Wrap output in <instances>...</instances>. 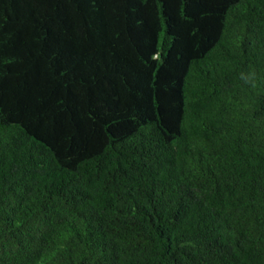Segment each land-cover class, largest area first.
I'll list each match as a JSON object with an SVG mask.
<instances>
[{"label": "trees", "instance_id": "1", "mask_svg": "<svg viewBox=\"0 0 264 264\" xmlns=\"http://www.w3.org/2000/svg\"><path fill=\"white\" fill-rule=\"evenodd\" d=\"M0 264H264V0H0Z\"/></svg>", "mask_w": 264, "mask_h": 264}, {"label": "clouds", "instance_id": "2", "mask_svg": "<svg viewBox=\"0 0 264 264\" xmlns=\"http://www.w3.org/2000/svg\"><path fill=\"white\" fill-rule=\"evenodd\" d=\"M239 78L243 81L244 84L249 85L253 88H255L257 85L258 75L255 69L241 71L239 74Z\"/></svg>", "mask_w": 264, "mask_h": 264}]
</instances>
